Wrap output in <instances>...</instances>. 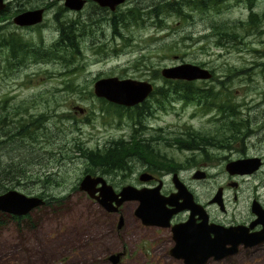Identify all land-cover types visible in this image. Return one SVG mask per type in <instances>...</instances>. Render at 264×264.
<instances>
[{"label":"rangeland","instance_id":"1","mask_svg":"<svg viewBox=\"0 0 264 264\" xmlns=\"http://www.w3.org/2000/svg\"><path fill=\"white\" fill-rule=\"evenodd\" d=\"M8 1L9 17L14 11L28 7H43L46 11L42 22L36 27L24 31L15 26L6 28L7 33L30 44L41 58L36 60L37 63L8 71L6 69L9 58L0 49V106L5 101L6 108L21 104L31 106L32 114H49L51 107L55 105L57 113L68 115L74 123L69 119L63 125L55 126L48 122L46 126V132L53 139L60 137L66 142L46 144L40 138L37 143L25 140L24 145L19 143L17 146L0 147V162L5 159L1 167L11 162L14 165L24 163L25 175L30 180L28 182L23 179L26 187L19 186L10 190L35 197L41 191L40 179L50 173L58 179L60 187L48 188L46 202L50 203L48 194L63 200V206L59 210L51 211V207L43 205L19 222L7 219L0 226V264H110L105 262L106 258L120 252L122 246L125 253L121 264H178L163 257L165 248L152 241L148 230L145 237L138 239L137 234L133 235L136 232L130 233L133 226L130 207L123 213L126 231L119 238L116 235L119 231L115 229L116 216L106 218L107 221L102 220L100 211L77 190V184L84 175L81 174L82 171L86 168L93 170L98 161L81 159L75 151H70L65 161L59 160L56 146L64 143L69 147L71 139H77L83 147L91 150L119 139L124 143L134 142L132 145L146 142L145 136L148 133L141 135L134 132L133 120L129 121L124 115L116 117L111 111L106 112L105 105L93 97L91 85L94 79L111 76L119 79L130 78L153 82L156 88L161 89L164 87L157 78L159 70L187 63L203 65L204 69L212 70L213 80L194 81V87L206 89L214 86L212 91L215 92L219 88L215 86V81L223 82L224 88L230 91L233 102L240 105L235 111L247 115L246 128L233 136L234 141L230 140L229 152L212 153L217 158L212 161L215 163L210 165L209 173L221 174L219 168L223 164L217 161L220 156H227L228 160L257 155L264 157V66L260 64H264V16H261L264 14V0H248V6L229 0L218 13L210 10L200 15L187 10L185 14L188 18L183 20L174 15L165 17L160 21L165 27L162 29L155 27L153 22L156 20L152 21L151 18L146 19L142 26L129 25L122 28L115 24L117 34H120L116 39L111 38L112 25H103L100 20L97 22L98 13H91L86 7L78 13H64L60 10L59 2L55 0ZM139 1L141 4L156 2L130 0L121 9L139 6ZM47 3L51 4L49 8L46 7ZM250 14L258 16L256 30L252 26H245ZM101 16L108 19L110 15ZM70 21L77 22L73 29L76 36L74 43L79 55H75L68 65L77 66L76 71L66 70L63 62L60 63L59 60L46 58L52 55L49 46L58 39L59 24ZM218 22L235 25V32L241 36L239 44L233 45L228 41L223 47L214 46L217 38L209 35V27ZM237 22H242V26L237 25ZM120 36L127 41H122ZM96 45L104 46L106 56L102 59L96 54ZM58 53L61 57L68 55V51ZM232 70H237L240 74L231 80L228 72ZM55 89L60 91L55 92ZM166 99L160 100L164 106L169 103L165 112L154 110L152 98L145 102H152L153 115L145 123L155 138V142L146 144L164 157L163 161L155 164L162 165V168L189 162V152L195 153L194 150L180 151L170 142L173 137L183 138L180 135L187 128L195 132L209 133L216 138L221 134V125L217 119L219 115L214 109L206 111L205 101L198 105L193 102L182 103L176 96L169 94ZM76 108L82 109V112L79 113ZM117 122H120V127L116 125ZM58 129L63 133L60 134ZM132 131L134 141L129 139ZM229 132L231 131L227 130L222 134L226 136ZM220 138L214 142L221 143ZM222 145L225 146L226 143ZM197 147L201 151H206L207 148L204 145ZM9 156L15 158L7 161ZM137 156H133L136 159L125 166H129L136 175L142 167L136 162ZM197 159L193 158L194 163ZM119 176L115 173V180L121 183ZM37 177L39 181L36 180ZM262 178L263 175L258 173L257 179ZM107 179L112 182L114 178L109 175ZM129 180L125 176L123 184H127ZM115 184L117 185L116 182ZM74 185L76 188L72 189ZM205 191L208 193L210 186H206ZM242 195L238 198L244 202L240 197ZM249 248L239 249L226 260H212L206 264H264V243Z\"/></svg>","mask_w":264,"mask_h":264},{"label":"trees","instance_id":"2","mask_svg":"<svg viewBox=\"0 0 264 264\" xmlns=\"http://www.w3.org/2000/svg\"><path fill=\"white\" fill-rule=\"evenodd\" d=\"M227 1L229 0H181L179 3H177L176 1L171 3L169 1L156 0L154 4L146 7V9H144L143 7H132L127 9L123 14H121V12H115L113 15L114 24L111 28V38H117L118 34L115 27V20L120 23V18L122 28H127L129 25L142 26L146 19L151 18L156 20L155 22H153V25H155V27H158V29H162L165 27L164 24L161 25L160 21H163L165 17L174 15L180 20L186 19L187 17L184 16L183 12L186 7L189 9V12H198V14H203L210 10H214L216 11V13H218V10L223 5H225ZM245 4L247 6L246 2ZM47 5V8L51 6V4ZM261 16L263 17L264 14H261ZM258 21L259 19L257 15L250 14L248 20L245 22V26H252L253 30H256ZM129 22H132V24ZM76 23V21H70L59 24L58 39L49 46L52 51V55L46 56V58L48 57V59H54L56 61L59 60L60 63L63 62V66L65 67V69L70 71H76L78 69L77 66L70 67L68 65L71 59L73 60V57L75 55H79L77 46L74 43L76 36L73 26ZM237 25L242 26V22H237ZM209 29H211L209 35L217 38L214 46L223 47L226 45V43H228V41H230L233 45L239 44L241 36L235 32L234 24L218 22L213 23L209 27ZM120 39L124 42L127 41L126 39H122V36H120ZM12 42L13 46H16L17 43H19V50L17 47H15V49L10 48L12 57L9 56V65L6 70H18L19 67H26L30 64L37 63L38 61L36 60H39L41 58L38 52H34L35 49H33L30 44L21 43V41H18V39H13V41L11 40V43ZM103 47L104 46H95L97 50L96 54L101 59L106 56ZM17 51L19 52V55ZM66 51H68V55L62 57L58 53H64ZM66 58L68 59L65 60ZM260 64L261 66H264V64ZM156 74H158V72ZM238 74L240 73H238L237 70H232L228 72V76H230L228 78L232 80V78L237 76ZM157 78L160 79L161 84L164 88L156 89L152 94L154 96L152 97V101H154L153 104L155 105V111L165 112L167 110L166 108L169 103L164 106V104H162L160 100L166 99L167 94H169V96H176V99L180 100L182 103L193 102L198 105L201 102L205 101V110L210 111L214 109L217 115H219L217 119L221 125V134L217 138L209 133L195 132L187 128L184 133L180 135L183 136V138L177 136L173 137L170 140L171 144L175 145L178 150L191 151L198 149L197 146L199 145H204L207 148L213 145L218 148L224 142H226L227 140L230 141L231 137L233 138V136H235L238 132L244 131V129L246 128L247 115L235 111V109L240 105L233 102L232 95L228 89L224 88L223 82L215 81V86H218L219 88L217 91L213 92L212 90L214 86L207 87L206 89H198L194 87L193 82L169 81L160 78V76H157ZM210 80H213V77L210 78ZM66 87H64V90L66 89ZM59 91L60 90L55 89V92ZM87 93L90 94L89 92ZM99 101L101 104L105 105L106 108H104V110L106 112L114 111L116 117L124 115L129 121L133 120L135 122L134 132H139L141 135L148 133V139L152 140L151 142L155 140L152 134L146 129L145 123L148 118L153 115L151 109L149 107H146L147 105H149V103L138 105L139 107L123 108L106 103L103 100ZM45 103L48 102L46 101ZM139 108L143 111L142 113L138 111ZM31 109V106H22L21 104H15L6 108L4 101L2 106H0V147L3 145L6 147L17 146L19 145V143H22V145H24L23 141L25 140H28L30 143H37L40 138H42V141L46 144L66 142L62 141L60 137H58L57 139H53L46 132V126L48 122H52L53 124H55V126L63 125V122L69 119L72 121V123H74L72 118H70L68 115L57 113L55 110V105L51 107V112L49 114H32ZM58 130L60 131V134L63 133L60 129ZM227 130L231 132L224 136V134L222 133H225ZM74 131H76V129ZM134 132L132 131L130 133V135H132H129L130 138L128 137L131 141H134L135 139ZM219 138L222 141L221 143L214 142ZM167 142L168 141H166V144ZM200 142H202V144H200ZM133 143H124V141H122L121 139L111 141L107 144L102 145L101 148L96 147L95 149L99 150L97 155L95 153L93 154L91 149L83 147L82 143H80V141H78L77 139H71L69 147H67L64 143H61L59 146H56V150L59 154V160L65 161V159H68L67 154L70 151H75L78 152L79 158L81 159L98 161V164L95 166H101L103 167V169H123V167H125L126 164L130 161V159H128V161L121 159L123 155H138L147 163H153L154 165L156 163H159L160 161H163L164 157L155 149H151L149 145L145 146L139 143L132 145ZM128 151H130V153ZM14 158L15 157L9 156L7 161H12ZM2 161L0 162V193L19 186L26 187L24 186L25 183L23 182V179L30 182L29 178H27L25 175L26 165L24 163H19L20 165H14V163L11 162L10 164L5 165V167H1L5 162V159H3ZM169 164L171 163L169 162ZM92 171L86 168L82 171L81 174H92ZM36 180L39 181V178L37 177ZM39 183L41 184V191L37 193L35 197L42 199L44 201V205L51 207V211L59 210L63 206V200H60L58 197L48 194L50 196V203L46 202V191L48 190V188L60 187L58 179H56L52 174L47 173L42 176ZM75 188L76 185L72 187V189ZM25 217H28V215H26ZM25 217L17 218L0 213V226L4 225L7 219L19 222Z\"/></svg>","mask_w":264,"mask_h":264},{"label":"flooded vegetation","instance_id":"3","mask_svg":"<svg viewBox=\"0 0 264 264\" xmlns=\"http://www.w3.org/2000/svg\"><path fill=\"white\" fill-rule=\"evenodd\" d=\"M59 2L60 10L64 13H78L73 12L71 10H68L67 8L63 7L61 1ZM84 4L80 11H82L85 7L90 9L92 12H97V22L99 20L100 23L103 25L111 24L113 25V18L114 13L118 10L121 11V14L125 13L127 7L124 9H121L122 6H124L128 1L130 0H124L120 5L114 7L112 11H110L106 7H99L95 3L91 2L90 0H84ZM162 1H168V0H162ZM176 1L179 3L181 0H170L169 2L173 3ZM184 1V0H182ZM193 1V0H189ZM239 3H247L248 6V0H235ZM52 4V1H50ZM47 3V4H50ZM139 6L133 5L132 7L141 8L140 5H144V9L146 7H149V5H152L151 3L147 4H141L140 1L138 2ZM0 7V49L2 50V54H4L7 58L12 57V52L10 48L15 49V47L19 50V43L17 45L13 46V42L11 43V40L18 39V41H21L22 39H19V37L15 36L14 34L7 33L6 28L8 26L10 27H17L18 30L24 31L33 27H36L38 24H40L43 20L45 9L43 7H28L24 10H16L14 11L10 17H9V1L8 0H1ZM42 10V20L40 23H36L29 26H17L13 24V19L15 16L26 12L30 10ZM189 11V9L186 7L184 11V16L188 18L187 14L185 15L186 11ZM197 13L198 12H194ZM101 14L108 16L107 19L104 16H101ZM202 15V14H200ZM56 19L55 16H53ZM120 23H118L116 20V24L120 25L121 27V18ZM152 21H155V19H152ZM61 24H63L61 22ZM118 35H120L118 33ZM21 43H25L23 40ZM18 52V51H17ZM19 55V52H18ZM200 68H204V66L197 65ZM211 74V78L213 77L212 70H208ZM157 72H154L156 74ZM210 80V79H209ZM150 82V81H148ZM152 85V91L150 95L141 103H145L149 98L154 97L152 94L154 91L158 88L153 84V82H150ZM92 86V85H91ZM152 95V96H151ZM94 97V96H93ZM102 100V99H97ZM107 103V102H106ZM152 102H149V105L146 107H149L152 109ZM154 103V102H153ZM138 104V105H141ZM147 104V103H145ZM138 105L134 107H139ZM115 106V105H114ZM120 107V106H118ZM250 107H252L250 105ZM106 108V107H105ZM82 110V109H81ZM103 111V110H102ZM121 111V110H120ZM138 111L142 113L143 111L139 108ZM82 112V111H81ZM114 115L115 112L111 111ZM118 127H120V122H117L116 124ZM146 129L150 131L147 126ZM146 142H142L143 145L147 146V142H151L152 140L148 139V135L145 136ZM231 141H234L235 139L230 138ZM155 142V140L153 141ZM108 143V142H107ZM105 143V144H107ZM152 143V142H151ZM225 146L221 145L218 148L211 145L209 148H206V151H201L200 149H195L194 154L190 153V160L189 162H184L181 164L171 165L162 168V165H154L153 163H147L143 158L140 156H137L138 164H141V171L136 174H134L131 169H129V166L123 167V169H109L101 166H95L92 174H85L90 175L92 178L99 177L102 178L105 183L111 187L114 194H117L120 189L123 187L129 186L135 190H141L145 189V191H154L152 193L159 194L160 196L167 198L171 195H175L177 193L176 189L173 185V178L172 176H175L178 180V182L181 183V185L184 187L185 191L191 196L192 203L196 206L192 207V210L184 204V199L182 198H176V201L174 204L170 205H163V212L165 213L170 212L173 210L172 213H168L169 217L167 220H163L161 218L160 220L152 221V225H145L142 223L141 219L136 215L135 209L137 207V202L135 201H124L121 203L120 206L117 207V209L114 212H107L104 208L99 206V204L94 200V198L100 199V193L97 191L99 188V185H95L92 187V197H88L85 195V198L88 202H90L92 205H94L101 214V218L104 221H107L106 218H109L110 216H116L115 221V229L116 231H119L116 233V235L121 238V235L126 231V225L124 220V211L127 207H130V217L133 222V226L130 233H133V235H136V239L140 237H145L146 230H148V233H150L151 239L154 243L159 244L160 246H163L164 254L163 257L176 262L178 264H186L183 259H180L175 255L174 248L177 247V242L180 246L182 245L181 241H178L177 237L175 236L174 230L177 227H181L185 224H188V229H191L194 234L193 236H190L189 238L185 239V241L190 242V240H198V236L200 235V231H205V227H215L220 228L224 230L229 229H235V228H241L248 234L256 233L260 230L261 226L256 222V217L253 213V205H257L264 211V157L261 155L252 156L248 158H258L260 161V165L257 168L256 171L250 173V174H228L224 170V166L229 161H235V160H241L243 158L247 157H241L238 159L228 160L227 156H220L218 158V162L223 164L219 171L221 174H210L209 171H211L210 165L214 160H216V156L212 154L216 151H225V153L229 152V143L230 141L227 140ZM93 154L98 155V149L91 150ZM187 151V150H186ZM190 151V150H188ZM208 151V153H207ZM133 156L136 155H123L121 159L130 161L136 159ZM121 157V152H120ZM197 157L198 159L194 163L193 158ZM214 157V159H213ZM138 159H141L140 161ZM129 161V162H130ZM207 162V163H206ZM202 167V168H201ZM115 173H118L121 178V183L115 180ZM127 173V174H126ZM261 173L263 175V178L261 180L257 179V174ZM126 174V175H125ZM111 175L114 179H112V182L108 181V176ZM136 175V177H135ZM125 176L130 179L127 184H123V180H125ZM135 178V180H134ZM117 183V185L115 184ZM113 183V184H112ZM210 186V191L206 193L205 187ZM243 194L242 201H239L240 198H238L239 195ZM185 197V196H184ZM186 201V200H185ZM198 207V208H197ZM110 219V218H109ZM199 229V230H198ZM197 231V232H196ZM196 236V237H195ZM210 238H213L212 234H209ZM155 244V245H156ZM263 244V243H262ZM225 250L231 249V244L226 242L223 243V247ZM239 249L248 250L249 247H244L242 244H238L233 253L229 255H225L220 260H213V258H208L206 262L208 261H221L226 260L228 257L233 256L237 253ZM124 246L121 247L120 252L114 253V255H118V258L115 263L109 259V256L106 258L105 262H109L110 264H121L123 263L124 259ZM109 255V254H108ZM111 255V254H110ZM206 262L204 264H206Z\"/></svg>","mask_w":264,"mask_h":264},{"label":"water","instance_id":"4","mask_svg":"<svg viewBox=\"0 0 264 264\" xmlns=\"http://www.w3.org/2000/svg\"><path fill=\"white\" fill-rule=\"evenodd\" d=\"M61 1L63 7L73 12L81 10L84 0H57ZM99 7H106L110 11L114 7L120 5L124 0H90ZM0 7L1 0H0ZM42 20V10H30L23 12L13 19V24L17 26H29L40 23ZM160 78L169 81H207L211 78V74L207 69L200 68L193 64H179L171 67H165L159 70ZM92 95L97 99L123 108H132L141 104L152 91V85L148 81H137L130 78L119 79L111 76L106 78L96 79L91 86ZM76 110L81 113L80 108ZM260 165L258 158H243L241 160L229 161L225 164L224 170L232 174H250L257 170ZM173 185L177 193L167 198L160 196L154 191H145V189L135 190L129 186L123 187L117 194H114L111 187L108 186L102 178H92L90 175H83L77 184V190L88 197H92V187L99 185L97 191L100 193V199L97 197L94 200L104 208L107 212H114L118 206L124 201H135L137 207L136 215L145 225H152V221L167 220L170 212H163V205L174 204L176 198H183L184 204L191 210L195 206L191 201V196L185 191L184 187L178 182L175 176H172ZM185 196V197H184ZM186 200V201H185ZM44 201L38 197L25 196L16 190H7L0 193V213L11 217H25L36 208L42 207ZM196 207V206H195ZM198 208V207H197ZM253 213L256 217V222L261 228L258 232L248 234L241 228L235 229H220L215 227H205V231H200V235L195 240L190 242L185 239L193 236L194 232L188 229V224L177 227L174 230L178 241L182 242L180 246L177 242L174 253L178 258L183 259L186 264H204L208 258L220 260L225 255L233 253L238 244L244 247H252L256 244L264 243V211L257 205H253ZM199 230V229H198ZM197 232V231H196ZM213 235V238L209 237ZM196 237V236H195ZM230 243L231 249L225 250L223 243ZM118 255H110L109 259L113 263L116 262Z\"/></svg>","mask_w":264,"mask_h":264}]
</instances>
